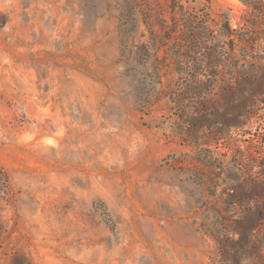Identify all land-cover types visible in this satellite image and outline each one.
<instances>
[{"label":"rangeland","instance_id":"374dc122","mask_svg":"<svg viewBox=\"0 0 264 264\" xmlns=\"http://www.w3.org/2000/svg\"><path fill=\"white\" fill-rule=\"evenodd\" d=\"M244 1L0 0V264H264Z\"/></svg>","mask_w":264,"mask_h":264},{"label":"trees","instance_id":"16d2710c","mask_svg":"<svg viewBox=\"0 0 264 264\" xmlns=\"http://www.w3.org/2000/svg\"><path fill=\"white\" fill-rule=\"evenodd\" d=\"M248 6L252 7L253 9H255L257 12L263 13L264 14V3L262 2V0H245L244 1ZM5 176V173H3ZM262 220L261 215H259V220Z\"/></svg>","mask_w":264,"mask_h":264}]
</instances>
